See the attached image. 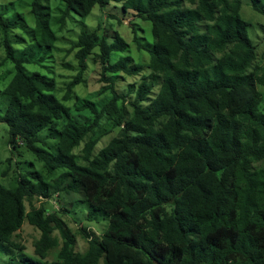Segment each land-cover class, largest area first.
<instances>
[{
    "label": "trees",
    "instance_id": "16d2710c",
    "mask_svg": "<svg viewBox=\"0 0 264 264\" xmlns=\"http://www.w3.org/2000/svg\"><path fill=\"white\" fill-rule=\"evenodd\" d=\"M62 1L63 23L122 2L125 17L152 22L153 41L135 27L151 58H113L130 42L101 18L72 46L77 73L61 97L56 76L27 67L44 62L60 39L52 0L29 2L35 27L24 12L0 10V68L15 66L0 89V123L9 124L14 147L23 142L44 163L14 188L0 183V240L24 250L28 219L41 230L42 260L24 254L25 264H264V60L243 0ZM261 2L253 0L264 11ZM91 56L102 67L101 93H111L101 103L75 95ZM137 75L140 82L120 90V77ZM72 192L89 205L90 224L107 221L103 233L66 220L72 210L61 198ZM41 195L51 201L38 205ZM54 248L58 259L46 261Z\"/></svg>",
    "mask_w": 264,
    "mask_h": 264
},
{
    "label": "rangeland",
    "instance_id": "374dc122",
    "mask_svg": "<svg viewBox=\"0 0 264 264\" xmlns=\"http://www.w3.org/2000/svg\"><path fill=\"white\" fill-rule=\"evenodd\" d=\"M30 1L31 0H0V10H4V8L8 7L12 14L17 13L18 11L24 12L28 23L35 27L36 22L33 14L31 13V6L29 5ZM52 4L54 6L55 12L54 28L59 34L60 39L57 42V46L51 50L46 61L28 64V68L30 71L40 70L45 73H49L52 76H56L59 84L58 94L61 97H63L65 94L66 82L72 77V75L77 73L76 67L78 61L76 57V50H71L72 46L76 40L79 39V36L83 30H95L99 26L101 18H103L105 26L118 29L130 42V47L127 52L115 53L113 58L117 59L122 54H131L137 62L144 64L149 63L151 55L148 51L139 48V45L135 40V27L137 26L141 29L145 27L146 31H141L144 33L146 32V36L153 41V24L151 21H146L142 18L135 17L133 14H127L125 17V12L122 8V2L119 3L112 1L108 6L103 8L102 6L98 5L95 7L94 11L85 18L74 12L75 14L71 19H68L66 23L61 22L59 19L65 9V2L62 0H52ZM261 6L264 9V0H262ZM242 14L245 19L252 22L250 33L254 41L259 44V61H263L264 11L257 10L254 7L253 0H243ZM123 17H125V19L123 20V23H121L120 19H123ZM140 33L141 32H139V34ZM25 35L27 37L26 41H29L31 38L28 34ZM16 38L18 39L19 36H16ZM98 50L99 48L96 49V51ZM3 53L4 52H1L0 56H4ZM30 57L32 58L31 54ZM89 63L90 69L86 74V81L76 87L75 95L77 94L87 99H93L97 103H101L107 100L111 93H101L103 83L100 82L99 79L101 77L102 67L99 63L95 62L94 56L89 58ZM14 70L15 66L12 62H9L6 66L0 68V89L5 88L7 83L11 80ZM152 79L156 80V91H158L159 86L161 85V78L154 77L151 78V80ZM141 80L142 75L120 77V90L128 91L132 83L137 81L140 82ZM261 88L264 90V86H261ZM2 98L3 95L0 91V100H2ZM2 101L4 102V98ZM74 103L75 100L68 102L70 105H73ZM148 105H150V103ZM74 114L80 119H85L86 117V112L79 111L77 108H74ZM47 132L48 130H45L42 132V134ZM115 134L116 131L112 132L108 136H105L98 145L96 151L108 144ZM49 143L52 144V142ZM82 148L83 146L77 149V152L80 155L83 154ZM10 159H12V163L10 162ZM82 160L84 161L83 158ZM34 169H43V162L40 161L27 146L19 144L18 146L14 147L11 144V131L9 124L7 122H1L0 183L9 188H14L18 184V179L20 178L21 173H27L28 171ZM6 170H9L8 175H6L4 172ZM61 200V202L64 203L67 208L72 210L70 215L65 216V218L75 230L79 228V225L80 227L82 226V223L80 224L79 222L81 220H83V222L86 224H90V221L86 217L89 211V205L84 201L83 195L80 192L66 193L65 197H62ZM61 202L56 203L54 206H62V204H60ZM37 204L40 205L41 201H38ZM89 226H91V228L98 233H103L104 228L107 226V221H104V223L100 224L91 223ZM21 234L22 241L26 245L24 250L13 247L0 240V264H25V262L21 260L25 255L42 260V258L37 256L35 246V242L41 237V230L36 228L29 222L28 219H26ZM58 236H60V234H58ZM87 244V241L82 236H79L77 248L81 251H85L87 249ZM56 259H58V253L56 248H54L45 260L51 262Z\"/></svg>",
    "mask_w": 264,
    "mask_h": 264
},
{
    "label": "clouds",
    "instance_id": "9594fccd",
    "mask_svg": "<svg viewBox=\"0 0 264 264\" xmlns=\"http://www.w3.org/2000/svg\"><path fill=\"white\" fill-rule=\"evenodd\" d=\"M46 61V60H45ZM34 63H38V62H34ZM31 64V63H30ZM27 67H28V64H27ZM29 69V68H28ZM30 70V69H29ZM35 71H40V70H35ZM31 72H34V71H31ZM43 72V71H42ZM23 143V142H22ZM21 143V144H22ZM43 166H44V163H43ZM40 200L39 201H41V203H43V202H47L49 199H50V201H51V198H49V197H46V196H43V195H41L40 196ZM57 200H58V196H57ZM57 200L56 199H52V202H53V204L55 205L56 203H59V201L57 202ZM55 207V206H54ZM56 208H59V207H56ZM84 223H82V225H83ZM80 226V225H79ZM90 228H91V226H90ZM92 229V228H91Z\"/></svg>",
    "mask_w": 264,
    "mask_h": 264
}]
</instances>
